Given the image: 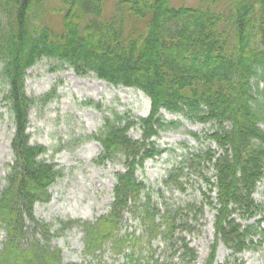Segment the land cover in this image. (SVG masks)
Returning a JSON list of instances; mask_svg holds the SVG:
<instances>
[{
  "label": "trees",
  "instance_id": "trees-1",
  "mask_svg": "<svg viewBox=\"0 0 264 264\" xmlns=\"http://www.w3.org/2000/svg\"><path fill=\"white\" fill-rule=\"evenodd\" d=\"M57 1L50 9V15L60 18L55 25L40 15L43 8L33 13L42 0H0L2 102L13 125L12 162L0 189V264H62L60 250L49 245L58 232L51 233L33 214L36 203L50 201L49 188L62 176L45 159L46 149L30 143L27 132L36 100L25 93L26 72L43 59L65 64L78 76L92 73L112 86L138 90L150 102L147 117L135 124L141 140L128 136L133 125L125 116L103 118L95 162L119 163L123 172L114 175L106 214L93 222L63 224L81 229L84 254L109 252L122 258L116 264H164L155 257L159 242L177 264L196 260L185 240L175 237L190 230L187 222L194 220L195 204L161 212L151 201L161 193L136 178L145 161L163 153L151 139L171 125L161 119L166 111L210 124L206 138L218 152L189 155L163 184L181 190L183 171L198 173L208 193L215 192V241L206 264H213L219 241L230 251L224 264H244L237 256L249 250L250 237L257 233L264 240V231L242 226L233 217L248 221L262 213L253 195L264 178V131L259 127L264 124V0H198L196 6L178 8L171 0H110L109 17L104 15L107 0ZM257 78L262 87L254 95ZM203 164L212 170L214 182L200 173ZM125 215L137 226L125 229Z\"/></svg>",
  "mask_w": 264,
  "mask_h": 264
},
{
  "label": "rangeland",
  "instance_id": "rangeland-1",
  "mask_svg": "<svg viewBox=\"0 0 264 264\" xmlns=\"http://www.w3.org/2000/svg\"><path fill=\"white\" fill-rule=\"evenodd\" d=\"M57 4V0H42L41 7L36 6L33 13L36 14L43 8L44 11L40 15H47L51 19L50 23L57 25L59 16L50 15V9L55 8ZM196 5L198 0H171V6L175 8ZM104 6V15L109 17L113 13V4L107 0ZM252 85L254 95L260 92L262 86L259 78L253 80ZM24 87L27 96L36 100L28 118L27 132L30 143L43 146L47 151L45 159L62 171L61 178L49 188L50 201L47 204H35L33 214L38 222L52 229L51 233L58 232V236L53 238L49 245L60 250L62 264H86L90 257L84 256L83 253V232L76 226L63 228V224L91 222L106 214L112 202L114 175L123 172V166L119 163L95 162L101 152L95 138L102 129L103 118H112L117 114L125 116L133 125L128 136L141 140L142 133L135 124L138 118L148 115L149 100L138 90L112 86L98 80L92 73L78 76L67 65L52 59H43L27 70ZM5 92L6 87L0 81V189L3 188L4 178L12 162L9 144L13 125L10 112L2 102ZM45 96H48L47 100L41 101ZM258 102L257 107L260 109L262 100ZM257 107L255 106L256 109ZM161 119L171 125L160 131L152 141L163 153L147 160L142 168L136 171V177L153 191L158 190L161 193L160 196L153 194L151 197V201L161 212L165 208L174 210L175 207L186 203L195 204L197 213L194 220L187 222L190 230L180 231L175 237L181 236L195 250L194 264H205L214 241L213 223L216 209L212 207L216 206L215 192L208 193V186L198 173L186 170L178 181L182 184L181 190H176L171 185L166 187L163 182L167 179V174L189 155L206 149L218 152L217 147L206 138L212 133V128L210 124L196 123L166 111L161 112ZM259 127L264 131L263 123ZM201 166L203 168L200 173L210 182H214L209 166ZM253 199L254 203L260 206L262 213L248 221H243L236 215L233 217L245 227L250 225L257 229V232L264 231V178L257 185ZM207 202L212 204L208 205ZM182 213L184 215V212ZM125 219V229L137 226L127 215ZM2 238L0 235V241ZM253 240L255 249L245 251L240 259L244 264H264V240L254 236ZM154 249L155 257L160 256L163 263L170 262L169 251L165 253L159 242L155 244ZM228 258L229 251L219 243L213 264H223ZM101 261L110 264L116 261V258L106 252L101 256ZM177 262L176 258L171 261L172 264Z\"/></svg>",
  "mask_w": 264,
  "mask_h": 264
}]
</instances>
